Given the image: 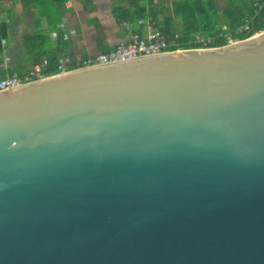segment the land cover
<instances>
[{"label":"water","instance_id":"1","mask_svg":"<svg viewBox=\"0 0 264 264\" xmlns=\"http://www.w3.org/2000/svg\"><path fill=\"white\" fill-rule=\"evenodd\" d=\"M0 264H264V31L0 92Z\"/></svg>","mask_w":264,"mask_h":264},{"label":"crops","instance_id":"2","mask_svg":"<svg viewBox=\"0 0 264 264\" xmlns=\"http://www.w3.org/2000/svg\"><path fill=\"white\" fill-rule=\"evenodd\" d=\"M180 1L0 0V78L23 76L54 55L60 60L108 53L156 29L155 21L172 16L173 3Z\"/></svg>","mask_w":264,"mask_h":264},{"label":"trees","instance_id":"3","mask_svg":"<svg viewBox=\"0 0 264 264\" xmlns=\"http://www.w3.org/2000/svg\"><path fill=\"white\" fill-rule=\"evenodd\" d=\"M163 10L164 7L161 5L159 11L164 16ZM141 12L144 13L145 10H141ZM125 19L133 20L128 13ZM245 21H249L248 30L238 33V29ZM155 22L154 28L159 29L169 38L171 51L201 48V45H194L196 36L213 38L210 47L219 48L228 45L230 41H242L264 31V0H184L174 2L172 16H164ZM0 31H3L2 28ZM1 37L2 35L0 39ZM59 58L56 55L49 58L48 65L44 69L45 76L57 74Z\"/></svg>","mask_w":264,"mask_h":264},{"label":"built area","instance_id":"4","mask_svg":"<svg viewBox=\"0 0 264 264\" xmlns=\"http://www.w3.org/2000/svg\"><path fill=\"white\" fill-rule=\"evenodd\" d=\"M248 27L249 21H245V23L238 29L237 32H246ZM168 39L169 38H167L159 29H153L144 37L133 35L128 43L121 44L108 53L97 54L88 57L87 59H73V61L69 57H63L58 62L57 74L91 68L111 62L174 52L170 50L171 44ZM212 42L213 38L211 37L204 38L201 36H196L194 39V45L202 46L199 49H214L210 47ZM234 42L230 41L229 44ZM47 65L48 62L44 61L41 65H35L23 76L14 74L9 77L0 78V92L48 77L44 75V67Z\"/></svg>","mask_w":264,"mask_h":264}]
</instances>
